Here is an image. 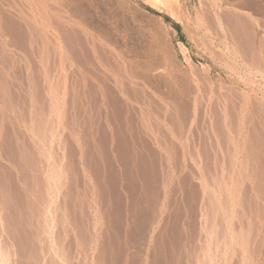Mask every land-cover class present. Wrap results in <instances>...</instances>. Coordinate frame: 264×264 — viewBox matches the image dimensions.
<instances>
[{"label": "rangeland", "instance_id": "374dc122", "mask_svg": "<svg viewBox=\"0 0 264 264\" xmlns=\"http://www.w3.org/2000/svg\"><path fill=\"white\" fill-rule=\"evenodd\" d=\"M89 1L0 0V264H264L262 8Z\"/></svg>", "mask_w": 264, "mask_h": 264}, {"label": "bare ground", "instance_id": "6f19581e", "mask_svg": "<svg viewBox=\"0 0 264 264\" xmlns=\"http://www.w3.org/2000/svg\"><path fill=\"white\" fill-rule=\"evenodd\" d=\"M148 1H150V3L154 6V7H157V8H164V9H166V11H168V13L172 16V17H175V18H177V16H176V13L174 12V9H173V7H172V5L171 4H173V3H171V2H177V0H148ZM83 2V1H82ZM87 2V1H86ZM90 3H92L93 4V2L94 3H99V2H101V4H103V1H101V0H91V1H89ZM106 2H107V0H106ZM64 3V2H63ZM148 3V2H147ZM222 2H219L218 0H216V2H215V4H216V6L218 7V8H221L223 5L221 4ZM229 3H231V5L232 6H230L229 7V10L231 9L233 12H234V14L237 12V10L236 9H238V8H235L236 6H238V7H255L256 6V8L257 7H261L262 9H260L259 11H260V13H261V15L263 14L264 15V0H230V2ZM213 4V3H212ZM215 4H214V7H215ZM73 5V4H72ZM89 5H91V4H89ZM107 5V4H106ZM211 5V4H210ZM104 6V5H103ZM102 6V7H103ZM209 6V5H208ZM105 7V6H104ZM97 8V7H96ZM255 8V10H257ZM93 9V8H92ZM112 10V9H111ZM223 10V9H222ZM101 11V10H100ZM121 11V10H120ZM127 11V10H126ZM79 12V11H78ZM93 12V11H92ZM113 12V11H112ZM217 12V11H216ZM258 12V11H257ZM108 13V12H107ZM106 13V14H107ZM133 13V12H132ZM206 13V12H205ZM232 13V12H231ZM113 14H114V12H113ZM215 14V13H214ZM238 14V13H237ZM102 15H104V14H102ZM110 15V14H109ZM116 15V14H115ZM211 15V14H210ZM236 15V14H235ZM119 16V15H118ZM125 16V15H124ZM226 16V15H225ZM232 16V15H231ZM237 17L238 16H240V14L239 15H236ZM247 16V15H246ZM87 17V16H86ZM94 17V16H93ZM100 17V16H99ZM90 18V17H89ZM114 18V17H113ZM117 18V17H116ZM207 18V17H206ZM219 18V17H218ZM225 19H226V17H224ZM108 19V18H107ZM233 19V18H232ZM88 20V19H87ZM221 20L222 19H218V22H219V24L222 26L223 24V22L221 23ZM98 21V20H97ZM216 21V20H215ZM231 22H233V21H231ZM235 22H236V20H235ZM245 22V21H244ZM98 23V22H97ZM219 25V26H220ZM246 26H247V24H245ZM102 26V25H101ZM224 26V28H225V25H223ZM240 26V25H239ZM106 27H108V26H106ZM217 27V26H216ZM242 27H244V26H242ZM138 28V27H137ZM223 28V30H225ZM231 28H232V26H231ZM237 28V27H236ZM250 28H251V26H250ZM107 29V28H106ZM222 30V31H223ZM228 31V30H227ZM234 31V30H233ZM236 32V31H235ZM235 35V34H234ZM261 40V39H260ZM234 42H236V41H234ZM235 49V48H234ZM233 49V50H234ZM259 50H262V48H260ZM240 52V51H239ZM235 54V53H234ZM238 54V53H237ZM256 55H257V53H256ZM239 57V56H238ZM256 59H258V58H256ZM256 61H258V60H256ZM255 61V62H256ZM258 64V63H257ZM257 64H255V65H257ZM258 66V65H257ZM256 68V67H255ZM257 70V69H256ZM257 72V71H256ZM260 71H258V73H259ZM263 72V71H262ZM262 72H260L261 74H262ZM262 75H264V74H262ZM261 75V76H262Z\"/></svg>", "mask_w": 264, "mask_h": 264}]
</instances>
